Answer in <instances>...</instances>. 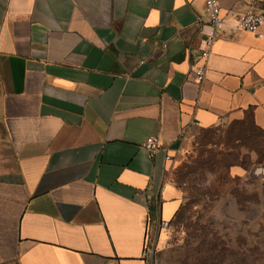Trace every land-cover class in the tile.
Returning <instances> with one entry per match:
<instances>
[{
    "label": "crops",
    "instance_id": "0c3cea01",
    "mask_svg": "<svg viewBox=\"0 0 264 264\" xmlns=\"http://www.w3.org/2000/svg\"><path fill=\"white\" fill-rule=\"evenodd\" d=\"M220 1L228 25L264 9ZM203 12L204 0H0V264H151L189 137L246 121L264 134V39L227 27L199 84Z\"/></svg>",
    "mask_w": 264,
    "mask_h": 264
},
{
    "label": "rangeland",
    "instance_id": "374dc122",
    "mask_svg": "<svg viewBox=\"0 0 264 264\" xmlns=\"http://www.w3.org/2000/svg\"><path fill=\"white\" fill-rule=\"evenodd\" d=\"M167 182L180 208L151 228V264H264V134L250 121L196 131Z\"/></svg>",
    "mask_w": 264,
    "mask_h": 264
},
{
    "label": "built area",
    "instance_id": "2783aa9c",
    "mask_svg": "<svg viewBox=\"0 0 264 264\" xmlns=\"http://www.w3.org/2000/svg\"><path fill=\"white\" fill-rule=\"evenodd\" d=\"M256 2L251 4V8L243 13L233 14L234 22L228 25L227 16L220 0H204V12L198 17V22L210 32L206 34L203 41L206 46L201 52V60L205 63L195 71L197 81L203 84L207 75V62L211 56L212 47L220 41L227 27H230L234 33H248L256 36L258 39H264V9L258 8ZM144 148L154 157L161 151L162 143L157 137H151L147 140ZM170 227L169 221H162L161 228L167 230ZM152 252L149 247V240L145 247L144 256L150 258Z\"/></svg>",
    "mask_w": 264,
    "mask_h": 264
},
{
    "label": "trees",
    "instance_id": "16d2710c",
    "mask_svg": "<svg viewBox=\"0 0 264 264\" xmlns=\"http://www.w3.org/2000/svg\"><path fill=\"white\" fill-rule=\"evenodd\" d=\"M236 124H245V122H242V123H236ZM236 124H234V125H236ZM253 125V124H252ZM254 126V125H253ZM254 128H255V126H254ZM257 129V128H256ZM258 130V129H257ZM259 131V130H258ZM262 133V132H261ZM152 209H153V211L154 210H156V207L155 206H153L152 207ZM172 221V220H171ZM171 221H170V224H171Z\"/></svg>",
    "mask_w": 264,
    "mask_h": 264
}]
</instances>
